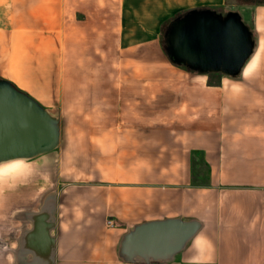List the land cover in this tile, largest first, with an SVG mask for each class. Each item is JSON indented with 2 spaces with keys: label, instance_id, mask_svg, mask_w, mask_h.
<instances>
[{
  "label": "crops",
  "instance_id": "obj_1",
  "mask_svg": "<svg viewBox=\"0 0 264 264\" xmlns=\"http://www.w3.org/2000/svg\"><path fill=\"white\" fill-rule=\"evenodd\" d=\"M251 6L252 24L264 30V4ZM236 8L228 0H0V78L59 124L57 145L32 157L53 189L40 188L32 171L26 184L0 190V264H186L198 234L212 242L210 264H264V86L247 81L264 42L232 86L223 73L210 85L204 73L168 68L160 43L164 22ZM167 218L199 224L172 258L120 254L135 225Z\"/></svg>",
  "mask_w": 264,
  "mask_h": 264
},
{
  "label": "water",
  "instance_id": "obj_2",
  "mask_svg": "<svg viewBox=\"0 0 264 264\" xmlns=\"http://www.w3.org/2000/svg\"><path fill=\"white\" fill-rule=\"evenodd\" d=\"M166 45L171 63L236 76L254 49L249 27L236 11L191 10L169 22ZM56 116L13 83L0 78V162L28 159L53 149ZM194 220L167 218L135 225L123 237L120 254L130 262L168 260L198 229Z\"/></svg>",
  "mask_w": 264,
  "mask_h": 264
},
{
  "label": "rangeland",
  "instance_id": "obj_3",
  "mask_svg": "<svg viewBox=\"0 0 264 264\" xmlns=\"http://www.w3.org/2000/svg\"><path fill=\"white\" fill-rule=\"evenodd\" d=\"M243 1H246L248 4L246 5L247 7H244L243 5L245 4H239L238 3V0H228L229 3H233L235 4L237 10L238 9H242L241 13H240V17L242 19V21L249 27L250 31H251V35H252V38L254 40V52L257 48V44H259L261 42V40H263L264 42V30H256L254 25L252 24L253 22V15H252V11H251V3H261V4H264V0H243ZM237 12V11H236ZM169 25L170 23H166L163 27H162V31H161V34H160V43H162V50H163V53L166 54L167 56V53H168V49H167V45H166V38H167V32H168V28H169ZM264 26V25H263ZM259 41V42H258ZM264 47V46H263ZM168 58V56H167ZM169 60V58H168ZM168 63V68H175V66H173V63L170 62V60L167 62ZM178 67L176 68H179V69H182V70H189V71H194V72H197L198 73V69L196 68H192V67H189V66H185V65H178V64H174ZM175 68V69H176ZM196 74V73H195ZM206 74V76H200L199 78L203 77L205 79V83L207 84H210V85H214V84H218L219 83V80H220V77H221V73L220 72H207V73H204ZM226 76H229V75H226ZM234 80H232V82H230V86L232 85H237V81L239 80V76L236 75L234 76ZM247 81H250V86L251 87H256V86H264V48L262 49V52L260 53V56H259V62L258 64L256 65V68L255 70L253 71V73L250 75V77L247 79ZM203 84V83H202ZM260 97V96H259ZM261 98V97H260ZM55 113V112H53ZM51 113V114H53ZM54 116H56L55 114H53ZM40 159V158H39ZM24 160H27L28 162L32 163V165L34 166V161H36L37 159H34V158H28V159H24ZM36 165V163H35ZM37 165H40L39 168H47L49 171H51V167L47 166V163H42L40 161H38V164ZM34 172V171H33ZM33 175H36L34 180H36L38 182V186L40 188H43V189H53V187H51L52 185H50V183L52 182V180L50 178H47V175L44 174L42 175L39 172L35 171ZM26 182H28V178L25 180V181H22V182H19L21 183L20 185H24L26 184ZM114 222V221H113ZM114 226H122L121 224H116L114 222Z\"/></svg>",
  "mask_w": 264,
  "mask_h": 264
},
{
  "label": "clouds",
  "instance_id": "obj_4",
  "mask_svg": "<svg viewBox=\"0 0 264 264\" xmlns=\"http://www.w3.org/2000/svg\"><path fill=\"white\" fill-rule=\"evenodd\" d=\"M249 74L250 68L245 67L243 75L247 78ZM32 171V163L24 159L0 162V190L5 187H15L18 182L25 181ZM191 247L195 250L196 255L186 261V264H210L213 245L207 236L196 235L192 239Z\"/></svg>",
  "mask_w": 264,
  "mask_h": 264
},
{
  "label": "trees",
  "instance_id": "obj_5",
  "mask_svg": "<svg viewBox=\"0 0 264 264\" xmlns=\"http://www.w3.org/2000/svg\"><path fill=\"white\" fill-rule=\"evenodd\" d=\"M238 3L239 4H248L246 1H243V0H238ZM251 4H254V3H251ZM166 22L162 23L161 26L163 27V25L165 24ZM162 29V28H161Z\"/></svg>",
  "mask_w": 264,
  "mask_h": 264
},
{
  "label": "built area",
  "instance_id": "obj_6",
  "mask_svg": "<svg viewBox=\"0 0 264 264\" xmlns=\"http://www.w3.org/2000/svg\"><path fill=\"white\" fill-rule=\"evenodd\" d=\"M106 223L109 225V226H114V222L112 219H107Z\"/></svg>",
  "mask_w": 264,
  "mask_h": 264
}]
</instances>
